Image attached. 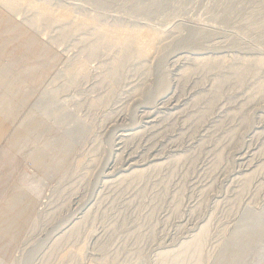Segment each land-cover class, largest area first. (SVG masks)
I'll list each match as a JSON object with an SVG mask.
<instances>
[{
    "label": "rangeland",
    "instance_id": "obj_1",
    "mask_svg": "<svg viewBox=\"0 0 264 264\" xmlns=\"http://www.w3.org/2000/svg\"><path fill=\"white\" fill-rule=\"evenodd\" d=\"M31 1L67 17L0 2V264H264V0Z\"/></svg>",
    "mask_w": 264,
    "mask_h": 264
},
{
    "label": "bare ground",
    "instance_id": "obj_2",
    "mask_svg": "<svg viewBox=\"0 0 264 264\" xmlns=\"http://www.w3.org/2000/svg\"><path fill=\"white\" fill-rule=\"evenodd\" d=\"M46 1V0H45ZM44 1V2H45ZM105 1V0H104ZM0 2H2V3H8V5H9V7H11V8H16V6H18V5H21V2H27V5H28V7L29 6H31V8H33V9H35L36 10V12H37V20H36V22H38L39 21V19H43V20H45L46 18L49 20V22H51V21H54V20H59V19H64V17H67L65 14H62V15H60V16H58V15H54L53 13H50V11L51 10H49V8H48V5H46V4H41V5H38V3L36 4L35 2L33 3V1H31V0H14V1H11L10 2V0H0ZM101 2H103V1H101ZM20 3V4H19ZM66 13V12H65ZM58 14V13H57ZM71 15H69L68 17H70ZM61 17V18H60ZM72 18V17H71ZM82 18V17H81ZM80 18V19H81ZM66 19V18H65ZM74 19H75V17H74ZM74 19L72 20V21H74ZM85 19V18H84ZM84 19H82V20H84ZM47 20V21H48ZM66 20H68V18L66 19ZM81 20V21H82ZM87 20H89L90 22H91V20L90 19H87ZM34 21V20H33ZM80 21V20H79ZM85 21V20H84ZM94 21V20H93ZM92 21V22H93ZM97 21V20H96ZM32 22V21H31ZM36 22H35V24H36ZM76 22V21H75ZM87 22V21H86ZM34 23V22H33ZM39 23H40V21H39ZM51 24V23H50ZM85 24V23H84ZM87 24H89L90 25V23H87ZM98 24V23H97ZM37 25V24H36ZM40 25V24H39ZM94 26V25H93ZM98 26V25H97ZM76 28L78 27V25H76L75 26ZM91 27V26H90ZM83 28V27H82ZM95 28V27H94ZM114 28V27H113ZM69 29V28H68ZM84 29V28H83ZM95 29H97V28H95ZM103 29V28H102ZM70 30V29H69ZM73 30V29H72ZM75 30V29H74ZM101 30V29H100ZM103 30H106V29H103ZM78 31V30H77ZM97 31H99V30H97ZM96 31V32H97ZM151 31V30H150ZM150 31H147V30H133V29H123V28H114V29H112V30H106V31H103L102 33H104V37L106 38V40L105 41H107L109 44L111 43V46L113 45V46H118V47H120V49H122L123 51H128V50H130L131 48L132 49H134L135 51H136V53H137V55H138V53L140 54V55H143V54H145V55H148L149 53H151V50L153 49V47H155L154 45H155V43H156V41H158V39H159V37H160V34H158V33H153V32H150ZM153 31V30H152ZM100 32V31H99ZM98 32V33H99ZM164 32V31H163ZM194 32V31H193ZM98 33H96V34H98ZM101 33V32H100ZM162 34V33H161ZM103 35V34H102ZM101 35V36H102ZM164 35V34H163ZM101 36H100V38H101ZM162 37V36H161ZM191 37V36H190ZM105 38H103V39H105ZM96 39H98V38H96ZM98 41V40H97ZM100 41V40H99ZM99 41H98V44H99ZM103 41V40H102ZM101 42V41H100ZM158 43V42H157ZM95 44V43H94ZM97 44V43H96ZM102 44V43H101ZM100 44V45H101ZM100 45H99V47H100ZM103 45H105V44H103ZM102 45V46H103ZM95 46V45H94ZM96 47V46H95ZM105 47H106V45H105ZM93 48V47H92ZM111 48V47H110ZM115 48V47H114ZM97 48H95V49H93V50H96ZM117 50H118V48H117ZM91 51V50H90ZM120 51V50H119ZM135 51H134V53H135ZM93 52V51H92ZM91 52V53H92ZM122 52V51H121ZM94 53V52H93ZM96 53V52H95ZM129 53H131V52H129ZM133 53V52H132ZM123 54V53H122ZM125 55V54H124ZM126 55H127V53H126ZM135 55V54H134ZM88 56H90V55H88ZM91 56H92V54H91ZM90 56V57H91ZM139 56V55H138ZM139 57H141V56H139ZM147 57V56H146ZM149 58H150V55H149ZM138 59V58H137ZM183 59V57H177L175 60H182ZM193 60H195V59H193ZM202 61V60H201ZM204 62V61H203ZM197 63V62H196ZM199 63V62H198ZM202 62H200V64H201ZM113 64H114V62H113ZM205 64V63H204ZM78 66V65H77ZM205 66H207V65H205ZM248 66V65H247ZM79 67V66H78ZM83 67V66H82ZM249 68V67H248ZM80 69H81V66H80ZM114 69V68H113ZM247 69V68H246ZM82 71V70H81ZM83 72V71H82ZM111 72V71H110ZM238 72V71H237ZM236 72V73H237ZM112 73V72H111ZM113 73H114V71H113ZM184 73V72H183ZM243 73V72H242ZM108 76H109V74H108ZM110 76H111V74H110ZM109 76V77H110ZM114 76V74L112 75V77ZM239 76V75H238ZM234 79V78H233ZM235 79H237L236 77H235ZM243 80V79H242ZM233 81V80H232ZM142 93V92H141ZM164 107V106H163ZM172 109H174L175 107L173 106V107H171ZM171 109V110H172ZM157 110H159V109H157ZM148 116V115H147ZM153 116V115H152ZM153 118L154 117H152V119L151 118H149V123L150 122H152L153 121ZM146 121V120H145ZM148 121V120H147ZM129 132V131H128ZM129 133H131V132H129ZM129 133H123V134H121L120 135V137H119V142H122L123 140H125V139H127L128 137H130V134ZM154 160V159H153ZM136 166V165H135ZM138 166V165H137ZM132 167H134V165L133 164H129V168H132ZM128 168V167H127ZM126 168V169H127ZM137 168V167H136ZM154 168H156V167H154ZM111 169V168H110ZM125 171V170H124ZM123 171V172H124ZM128 171V170H127ZM126 171V172H127ZM130 171H131V169H130ZM134 171V170H133ZM132 171V173H130V175L131 174H134L135 175V172H137V170H135V172H133ZM139 171V170H138ZM140 171H142V170H140ZM110 173H111V171H110ZM109 173V175L107 174V178H109V177H111V174ZM142 173H144V172H140L139 174H137V175H143ZM129 174V173H128ZM117 175H119V174H117ZM134 175H132V179H133V177H134ZM136 175V176H137ZM119 176H121V175H119ZM131 177V176H130ZM122 178H123V175H122ZM104 179H106V177L104 178ZM199 241V240H198ZM198 241H197V245H198ZM199 245H200V243H199ZM196 246V245H195ZM199 248H198V246H197V248H196V251L198 250ZM197 254V253H196ZM197 263V262H196Z\"/></svg>",
    "mask_w": 264,
    "mask_h": 264
},
{
    "label": "crops",
    "instance_id": "obj_3",
    "mask_svg": "<svg viewBox=\"0 0 264 264\" xmlns=\"http://www.w3.org/2000/svg\"><path fill=\"white\" fill-rule=\"evenodd\" d=\"M4 120H0V141L1 139L3 138V133H2V129H3V122ZM3 157L2 155V150L0 151V158ZM7 190L8 189H5V185H4V179H3V175L2 173L0 174V243H1V240H2V233H4L5 231V225L2 224V223H5L4 221V210L2 209L3 206H10V204L12 203V200H13V197L12 198H9L7 197L8 194H7ZM6 232V235L9 237L8 240H13V237L11 235H9L7 232L8 231H5ZM0 250H3V246L1 245L0 246Z\"/></svg>",
    "mask_w": 264,
    "mask_h": 264
}]
</instances>
